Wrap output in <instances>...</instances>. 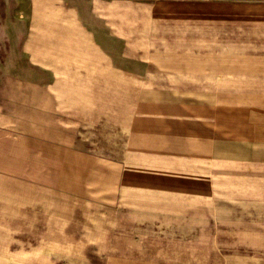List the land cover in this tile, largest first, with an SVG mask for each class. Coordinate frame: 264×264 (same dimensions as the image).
<instances>
[{
    "label": "crops",
    "instance_id": "0c3cea01",
    "mask_svg": "<svg viewBox=\"0 0 264 264\" xmlns=\"http://www.w3.org/2000/svg\"><path fill=\"white\" fill-rule=\"evenodd\" d=\"M122 75L194 94L160 104L183 147L161 154L178 159L147 169L144 188L180 191L145 196L144 212L116 191L106 119L84 106L69 120L76 94ZM66 76L68 136L5 126L10 97ZM0 264H264V0H0Z\"/></svg>",
    "mask_w": 264,
    "mask_h": 264
},
{
    "label": "rangeland",
    "instance_id": "374dc122",
    "mask_svg": "<svg viewBox=\"0 0 264 264\" xmlns=\"http://www.w3.org/2000/svg\"><path fill=\"white\" fill-rule=\"evenodd\" d=\"M64 39V32L55 38L57 41ZM42 47L47 50L50 49L49 46ZM54 47H56V53L52 52L51 56H54L59 68L66 67L68 55L63 49H60L61 45L57 44ZM117 78L106 77L104 86H100V88H104V91L83 93L82 96L76 94L75 103H72V107H70L74 114L69 115L72 118L69 120L75 121L74 119H76L79 121L80 112L87 110L84 106H89L88 109L92 110L91 116L95 118L101 116L104 120L106 119L104 125L101 124L100 126L101 135L99 137L105 153L114 152L113 148L119 150V156L106 155L103 157L104 161L119 163L117 169L120 181L116 182L120 183V189L116 191L122 198L135 197L137 202L141 203L137 207L142 208V212H144L146 207L144 204L145 196H177L180 191L178 188L161 189L154 187L152 190L144 188L145 181H148L147 169H155V165L166 164L170 159L172 160L168 164L176 163L173 160L178 159L170 156L162 157L161 154L183 147L177 141V119L172 120L173 123L171 124H166L163 121L166 116H175L176 114L164 111L160 104L170 100L177 101L179 98L193 100L194 94L147 92L145 78L138 77L136 85H134L132 78L123 75L119 78L120 86H118ZM68 95V76L56 78L54 87L45 91L38 92L33 89L28 91L25 96L16 94V96L10 97V101H12L10 110L8 109V113L3 114L2 122L15 134L57 132L68 136ZM53 105L56 106V109H52L51 106ZM73 106L76 107L73 108ZM75 112H77L76 115ZM135 117H137V121H135L137 122V136L135 148L132 149V147L129 148L128 132ZM108 118H114L115 125H108V121L112 122ZM73 128L76 132L81 131L80 125L71 127V129ZM97 128L98 126L95 127V129ZM145 130L146 134L144 133ZM119 136L120 141L118 142ZM108 174L111 173L104 174V195L112 196L113 189L108 188ZM129 180L133 181L131 184L135 185V188H128L130 186ZM204 191L208 192V190ZM167 207L176 208L173 204ZM200 210L201 212H208L209 206L202 205Z\"/></svg>",
    "mask_w": 264,
    "mask_h": 264
}]
</instances>
